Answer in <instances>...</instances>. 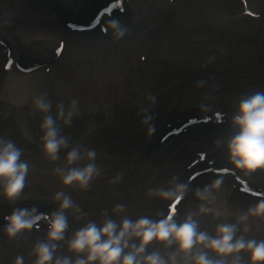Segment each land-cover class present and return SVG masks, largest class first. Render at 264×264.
Here are the masks:
<instances>
[{
    "label": "rangeland",
    "instance_id": "1",
    "mask_svg": "<svg viewBox=\"0 0 264 264\" xmlns=\"http://www.w3.org/2000/svg\"><path fill=\"white\" fill-rule=\"evenodd\" d=\"M69 1V8H64L57 0H45V5L37 0H0V31L12 40L9 41L10 50L16 51L15 44H20L32 52L28 53V59H46L49 61L47 69L52 70L51 65L57 66L54 70L61 71L56 74L57 78L53 73H47L45 77L43 96L52 102L53 115L57 104L64 103L67 107L73 99L78 102V112L71 125L65 126L62 121H57L61 135L69 137V148L78 145L97 153L100 174L86 190L75 184L63 186L52 170L63 165L68 149L62 150L54 163L43 154L39 130L42 116L34 109L33 100L29 99L23 110H15L6 99L0 98V137L15 141L22 149L21 158L29 164L23 192L14 201L0 196V209L28 201L37 209L53 206L56 210L55 192L67 193L86 215L77 220L71 212L68 213L69 227L65 240L60 242L61 255H72L66 251V243L76 228L87 220L100 222L102 213L105 210L111 213L117 203L125 205V212L121 215L133 219L141 215L155 217L157 212L165 210L168 202L159 197H148L146 191L150 187H171L168 181L172 175L178 176L181 161L174 160L165 174L153 178L150 177L153 171L146 163L140 160L133 164L131 159L134 161L140 154L137 148L145 138L146 141L151 139L161 122L164 124L168 108L176 109L177 106L176 111L180 113L196 105L206 106V109L214 105L213 109H224L228 116H232L239 98L264 91V27L262 41L257 45L253 37L262 26L261 22L253 24L247 19L238 20L235 17L240 11L237 0H126L125 14L116 18L125 29L124 35L111 37L105 48L81 45L79 49L70 44L72 37L64 30L62 17L68 18L71 16L69 12L78 10L94 11L104 0ZM249 2L254 11L264 12V0ZM44 12H47L48 20L42 27L36 16H43ZM25 26L40 31H20ZM41 31L51 34L56 43L62 41L66 45L59 56L55 55V41L48 44ZM231 31L235 36L230 34ZM92 35L99 37L98 34ZM228 43H233L235 48L241 47V51L236 54ZM0 51L1 70L4 54ZM232 60L237 62H227ZM173 64L185 65L188 79L184 86L172 83L164 88L167 84L162 82V75L171 70ZM227 72L232 76L220 84L218 79L224 78L222 75ZM71 76L73 82L69 79ZM158 84L160 95L154 97L161 96L160 103L149 109L141 102L153 100L150 92ZM180 87L185 89L180 90ZM168 89L176 93L173 95ZM145 115L152 116L150 123L154 131L150 136L146 134L147 126L142 123ZM72 129L81 131L71 135L76 132H70ZM227 139L224 138L220 146L223 151ZM178 146L166 144L150 162L160 160L168 150ZM83 163L85 161H78L73 166ZM118 175L122 179L112 183ZM225 195L229 197V194H223V197ZM215 197L217 202V199H223L218 194ZM226 201L231 210L235 209L233 212L243 211ZM196 206L192 205V209ZM188 210L186 207L180 212L181 219ZM112 215L117 220L120 218ZM205 218H199L200 227L204 226L201 228L212 233L214 226L206 224ZM254 225L252 223L250 234L264 238V227ZM44 229L38 233L45 234ZM149 250H157V246H151Z\"/></svg>",
    "mask_w": 264,
    "mask_h": 264
},
{
    "label": "clouds",
    "instance_id": "2",
    "mask_svg": "<svg viewBox=\"0 0 264 264\" xmlns=\"http://www.w3.org/2000/svg\"><path fill=\"white\" fill-rule=\"evenodd\" d=\"M107 28L119 38L125 29L119 20L111 19ZM78 102L73 99L65 106L59 103L53 115L52 102L41 95L33 100V107L42 120L41 151L50 162L58 160V154L68 149L62 166L54 167L53 173L63 186L75 184L86 190L90 182L100 174L97 153L80 146L69 148V137L61 135L57 121L71 125L78 112ZM151 115H145L142 123L147 126L146 134L154 131ZM230 125L236 131L224 142L227 164L231 170L250 175L264 171V91H256L239 98ZM217 145L220 140L215 141ZM22 149L11 139L0 137V196L14 201L23 192L29 164L22 159ZM78 161H85L76 165ZM121 176L113 178L117 183ZM191 178L178 180L172 175L171 187H150L148 197H159L164 202H178L188 192ZM222 177L195 186L192 194L198 201L195 209L177 219L171 212L163 210L155 217L141 215L135 219L127 215L125 205L117 203L111 213L105 210L100 222L87 220L76 228L66 243V251L72 255L57 253L59 242L65 240L69 227L68 213L77 219L86 215L81 207L64 191H56L53 200L57 203L54 212L46 216L47 228L43 239H38L28 255L31 264H264V238L250 234L251 220L264 221V198L243 211H231L227 201L218 204L214 193L220 189ZM112 213L118 215L117 220ZM210 216L218 221L212 233L200 227V217ZM232 217L231 220L228 218ZM44 218L36 207H18L6 216L7 223L0 231L8 239L28 233ZM155 244L157 250H149ZM246 254V260L244 259ZM74 257V258H73ZM0 264L3 261L0 260ZM12 264H25V257L17 255Z\"/></svg>",
    "mask_w": 264,
    "mask_h": 264
},
{
    "label": "bare ground",
    "instance_id": "3",
    "mask_svg": "<svg viewBox=\"0 0 264 264\" xmlns=\"http://www.w3.org/2000/svg\"><path fill=\"white\" fill-rule=\"evenodd\" d=\"M39 2H43V4L45 3V0H37ZM57 2L62 6V7H67L69 8L70 5V1L69 0H57ZM45 5V4H44ZM47 6H44V8ZM47 9V8H45ZM66 10V9H65ZM71 15V17H74V13L69 12ZM38 19L42 20V21H47L48 20V15L47 12H44L43 16L37 15L36 16ZM20 31L22 32H33L35 31L36 33L40 30H31L29 27H21ZM42 32V31H41ZM45 32H42V37L48 39V44L52 43V41H55L54 44V49L57 48V46H59L60 41H58L56 43V39L53 38V36L51 34H44ZM0 37L2 40H4V38H7V41L9 39V41L11 40L9 36H6L3 32L0 31ZM71 40H70V44H72V46L75 49H79L81 47V45H91V43L93 45H101L104 47L102 40H100V38L94 37L93 35H91L90 33H75L71 35ZM12 41V40H11ZM14 43V42H13ZM16 46V52H15V57L17 59H21L23 57H28L29 54H32L31 51L27 50L24 46L22 45H17ZM66 48V45H65ZM29 53V54H28ZM38 54V53H37ZM30 56V55H29ZM48 56V54H47ZM49 57V56H48ZM54 67L57 66H51V71H49V73H53L54 77L57 78L56 74H61V71L58 68H55V70L53 69ZM45 77L46 75L44 74L43 70H39L36 71L34 73L31 74H25V73H21L16 71L14 68H12L10 70V72H8L7 76L4 78L0 77V98L1 99H6L7 102L10 103V106L12 108H14L15 110H23L26 107V104L28 102V100L32 99L34 100V98L43 95V88H44V84H45ZM71 80V78H69ZM75 131V130H73ZM172 139H170L169 142H171ZM178 145V143H177ZM164 147L162 146L157 153L163 149ZM181 147L178 146L177 149L174 150H168L165 154V157H162L160 160H154L152 162H148L146 163L148 165V167L153 171L150 175V177H155V176H159V175H163L167 172V168L169 167V164L171 162H173L174 160L177 159L178 162H180L181 160V156L183 154H185V151L181 152ZM211 150V149H210ZM209 151V150H207ZM155 153L149 161H151V159L157 154ZM215 159H217L218 161H215ZM209 161H215L216 164L218 163H226L227 162V156L224 153H221L218 149L214 151L213 156L210 157ZM183 160L180 162L182 163ZM157 163V165L155 166V164ZM199 166H202L201 164H199ZM204 166H207V164H205ZM196 168H201V167H196ZM207 168V167H206ZM260 171V170H258ZM253 177L256 176V179H254L253 181H256L258 183H260V181L262 183H264V171L257 172L255 171L254 173L250 174ZM149 176V175H148ZM232 175H229L227 177L228 181H226V184L228 185H233L235 183H233L232 180ZM226 179V178H225ZM181 180H184L183 178H181ZM225 180H223L224 182ZM256 183L258 186L259 184ZM195 186H193L192 184L189 186L188 189V194H187V200H186V206L189 207V210L192 209V205L195 206L198 204V201L194 198L192 191L193 188ZM228 186H225L224 183H222L221 187L218 191V193H214V195L218 194V196L220 195V197H223V194H229V197L227 198L226 195L223 197V199H217L219 200L217 203H223L226 200H228V202L230 203H234L236 205L235 208L240 210L243 209L245 210L247 207H249L250 205L254 204L256 201L250 200V201H246L247 199H244L242 197V195L238 194V193H231L228 190ZM231 193V195H230ZM231 196V197H230ZM226 199V200H225ZM238 200V201H236ZM134 201V200H133ZM229 207L231 206L228 203ZM191 206V207H190ZM235 210V209H233ZM231 210V211H233ZM206 224L210 225V226H214L215 224L218 222L216 220H213L210 216H206ZM229 220L232 219V217L228 218ZM251 224H255L254 226H259V228H263L264 227V221H256V220H251L249 221ZM204 227V226H201ZM253 227V226H252ZM204 229V228H203ZM46 232V230H45ZM45 234H41L40 236H30V235H20L14 239H8L3 233L2 231H0V260L3 261V264H12L13 259L17 256V255H23L25 257V264H31L32 262V257H30L28 255V253L31 250L32 245L38 240V239H43ZM60 249H61V245L59 242V247L57 249V253L60 254Z\"/></svg>",
    "mask_w": 264,
    "mask_h": 264
},
{
    "label": "snow or ice",
    "instance_id": "4",
    "mask_svg": "<svg viewBox=\"0 0 264 264\" xmlns=\"http://www.w3.org/2000/svg\"><path fill=\"white\" fill-rule=\"evenodd\" d=\"M61 48H62V45H61ZM10 64H11V62H9V65L8 66H10Z\"/></svg>",
    "mask_w": 264,
    "mask_h": 264
}]
</instances>
